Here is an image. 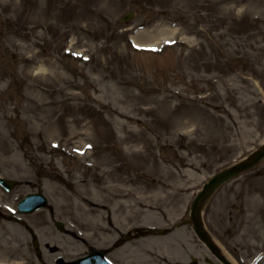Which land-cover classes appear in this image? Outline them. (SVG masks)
Listing matches in <instances>:
<instances>
[{
	"label": "rangeland",
	"instance_id": "rangeland-1",
	"mask_svg": "<svg viewBox=\"0 0 264 264\" xmlns=\"http://www.w3.org/2000/svg\"><path fill=\"white\" fill-rule=\"evenodd\" d=\"M129 12L133 18L122 23ZM164 39L173 44L162 45V53L135 48ZM177 105L165 117L164 109ZM263 142L264 0H0V177L15 182L10 194L0 191V205L41 191L47 197L53 211L25 216L40 243L58 248L53 254L42 246L47 264L92 248L130 264L122 254L130 243L141 256L136 264L177 263L159 257L170 244L184 264H207L211 254L191 225L174 230V223L189 219L202 176ZM85 143L95 149L84 157L69 148ZM158 168L189 190L159 197ZM188 168L200 178L186 177ZM107 184L121 195L133 186L142 199L109 201L101 192ZM147 224L168 232L132 234L113 247L118 230ZM15 225L0 218V262H33V246ZM252 225L219 245L237 258L232 246L256 239ZM255 244L247 242L249 253Z\"/></svg>",
	"mask_w": 264,
	"mask_h": 264
},
{
	"label": "bare ground",
	"instance_id": "bare-ground-1",
	"mask_svg": "<svg viewBox=\"0 0 264 264\" xmlns=\"http://www.w3.org/2000/svg\"><path fill=\"white\" fill-rule=\"evenodd\" d=\"M180 107H181V105H177V107H175V108L174 107L169 108L167 106L164 109V111L167 110L169 115H165V117L166 116L169 117L170 115L174 114L177 110H179ZM190 116H191V123L194 125V122L197 120V117H196V115L195 116L190 115ZM184 172L186 174V177L193 175L192 171L190 169H184ZM102 173L104 174V172H102ZM100 177H101V175H100ZM192 177H195V176H192ZM161 178H163L165 181L162 182L163 185H161L162 187L160 189L157 188L158 189L157 193L159 194V197L160 196H166L167 198H171L175 194V193H172L173 190H176V189L180 190V188L183 187L181 181L178 182V184H169V180L171 177L166 172H164V175H162ZM131 187L127 190H124L125 191L124 194L121 195L120 193H118L117 187L107 184L104 186V188L102 189L101 192L105 193L106 196H107V194L109 195V196H107V198L109 197V199H108L109 201H110V198L111 199L113 198L114 201H117V202L125 201L127 199L135 200L136 198L139 197V195H137V194H139V192L135 190V187H133V186H131ZM142 204H143V202H142ZM91 205H92V207L95 206L94 209L92 210L93 212H97L96 209L101 207L98 204H95L94 202ZM116 208H117V206L115 205V209ZM91 209L89 210V213L92 212ZM153 214L154 213H152V215ZM98 229L102 232L109 231L108 228L102 227V226H100ZM114 229H116V228L114 227ZM154 241L155 242H162L163 240L160 238H157V239L155 238ZM142 242L145 243L146 241L142 240ZM127 245L124 246V248L122 250V254L126 256V261H129L130 264H136L138 262V259L140 260V257H141V256L136 254V249H135L136 244L130 243L129 246H127ZM170 246H171V249H167V248L164 249V251L159 256L162 259V262L177 261V263H174V264H183V262L185 260L184 257L176 255V252H178V249L172 244H170L169 247ZM153 250H155V249H153ZM153 250L152 251L151 250L146 251L144 253V256H146L149 259L152 257L151 255H153V257H154L155 254L153 253Z\"/></svg>",
	"mask_w": 264,
	"mask_h": 264
},
{
	"label": "water",
	"instance_id": "water-1",
	"mask_svg": "<svg viewBox=\"0 0 264 264\" xmlns=\"http://www.w3.org/2000/svg\"><path fill=\"white\" fill-rule=\"evenodd\" d=\"M261 156H264V150L260 153ZM251 164H244V166H249ZM235 172H232L230 175L234 174ZM224 179H219L217 182H216V185L220 184Z\"/></svg>",
	"mask_w": 264,
	"mask_h": 264
}]
</instances>
